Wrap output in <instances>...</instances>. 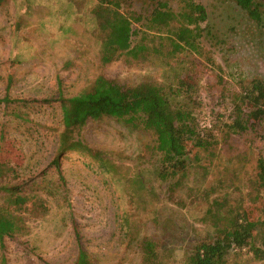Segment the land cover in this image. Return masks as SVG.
<instances>
[{
	"label": "rangeland",
	"instance_id": "1",
	"mask_svg": "<svg viewBox=\"0 0 264 264\" xmlns=\"http://www.w3.org/2000/svg\"><path fill=\"white\" fill-rule=\"evenodd\" d=\"M197 1L208 13L205 25L209 33L202 44L215 65L210 64L202 78L201 105L195 115L201 123L209 124L213 121L211 109L225 111L219 105L216 74L229 83L239 77L264 81V25L250 21L232 0ZM154 4V0H136V6L143 9ZM94 6V0H5L0 6V137L5 138L0 146L20 178L37 174L54 157L60 120L58 103H30L26 107L20 104L21 99L57 96L58 81L62 93L71 96L89 88L98 75L125 85L149 78L158 83L172 80V69L160 61L130 66L118 59L102 65L99 34L91 14ZM5 98L14 101L8 106ZM18 104L27 112L26 121L13 117L12 110ZM73 138L100 153L110 171L93 161L88 152L72 150L60 158L65 183L59 192L52 183L59 181L57 172L49 173L48 179L37 176L38 184L29 190L47 200L48 212L28 220L23 234L5 239L0 258L4 256L7 264H73L77 255L74 227L96 264H139L140 242L145 237L162 243L160 264H183L189 247L213 234L204 219L205 202L189 203L191 198L187 197L181 206L167 196L166 183L135 178L137 173L147 177L145 168L151 162L142 160V154L145 143L151 141L149 133L116 119H104L88 122ZM232 143L214 161L207 181L236 175L234 185L227 190L236 197V187L241 189L249 201L250 218L261 231L264 201L257 197L255 184L260 150ZM187 151L192 158L200 156L190 145ZM48 180L54 193L42 188ZM125 211L130 214L135 237L130 243L118 237L119 217ZM226 264H264V259H255L244 249L230 252Z\"/></svg>",
	"mask_w": 264,
	"mask_h": 264
},
{
	"label": "trees",
	"instance_id": "2",
	"mask_svg": "<svg viewBox=\"0 0 264 264\" xmlns=\"http://www.w3.org/2000/svg\"><path fill=\"white\" fill-rule=\"evenodd\" d=\"M4 1L0 0V6ZM94 1L91 14L99 34L100 63L106 65L121 59L130 66H141L145 62L160 61L172 69V80L158 83L149 78L136 85H125L98 75L89 88L71 96L62 93L58 81L57 96L21 99L20 104L26 107L30 103L59 104L58 145L49 163L28 178L19 177L18 169L6 159L0 146V248H4L6 238L23 234L28 220L48 212L47 200L29 189L38 184L35 179H48V174L54 171L59 181L52 183L56 192L60 191L65 183L60 169L63 154L72 150L88 152L93 161L110 171L107 160L75 140L73 134L88 122L116 119L151 136L142 154V160L151 162L145 168L147 177L137 173V180L143 182L145 178L166 183L167 196L181 206L187 197L191 198L189 203L203 201L206 204L204 219L213 234L197 239L189 247L183 264H226L230 252L244 249L255 259L263 260L264 228L259 231L258 223L250 218L249 201L241 189L236 187L239 191L236 197L227 190L234 185L236 175L227 179L218 176L212 183L207 181L210 168L225 146H232V141L255 146L260 150L255 168L257 197L264 201L263 79L239 77L229 83L216 74L219 105L225 111L211 109L213 121L203 124L195 115L201 105L200 83L210 64L215 65L211 53L202 44L204 35L209 33L205 25L206 7L197 0H154L152 7L144 9L136 6V0ZM232 2L250 21L264 25V0ZM5 100L8 106L14 101ZM12 113L20 120L28 119L19 104ZM4 139L0 137V142ZM189 145L200 153L197 159L188 156ZM46 183L42 185L43 190L54 193L49 188L51 181ZM73 235L77 246L73 264H96L83 246L77 227L73 228ZM118 237L126 243L135 239L131 217L126 211L119 217ZM161 244L155 237L143 238L139 264H160ZM0 264H7L4 256Z\"/></svg>",
	"mask_w": 264,
	"mask_h": 264
}]
</instances>
